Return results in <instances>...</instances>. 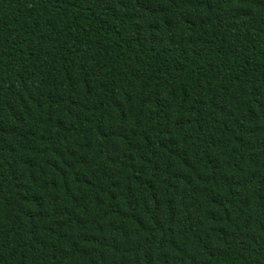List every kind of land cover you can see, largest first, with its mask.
<instances>
[{
  "label": "trees",
  "instance_id": "trees-1",
  "mask_svg": "<svg viewBox=\"0 0 264 264\" xmlns=\"http://www.w3.org/2000/svg\"><path fill=\"white\" fill-rule=\"evenodd\" d=\"M0 264H264V0H0Z\"/></svg>",
  "mask_w": 264,
  "mask_h": 264
}]
</instances>
